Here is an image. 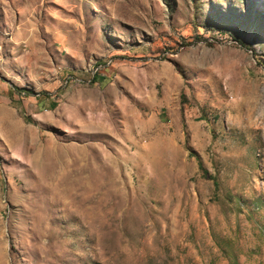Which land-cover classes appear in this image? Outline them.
<instances>
[{
	"label": "rangeland",
	"instance_id": "1",
	"mask_svg": "<svg viewBox=\"0 0 264 264\" xmlns=\"http://www.w3.org/2000/svg\"><path fill=\"white\" fill-rule=\"evenodd\" d=\"M0 264H264V0H0Z\"/></svg>",
	"mask_w": 264,
	"mask_h": 264
},
{
	"label": "trees",
	"instance_id": "2",
	"mask_svg": "<svg viewBox=\"0 0 264 264\" xmlns=\"http://www.w3.org/2000/svg\"><path fill=\"white\" fill-rule=\"evenodd\" d=\"M93 79H98V76L94 75V76H93Z\"/></svg>",
	"mask_w": 264,
	"mask_h": 264
}]
</instances>
